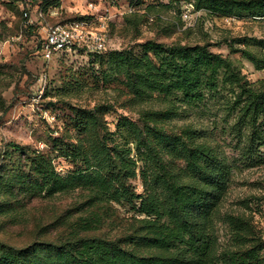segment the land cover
Returning <instances> with one entry per match:
<instances>
[{
  "label": "trees",
  "instance_id": "obj_1",
  "mask_svg": "<svg viewBox=\"0 0 264 264\" xmlns=\"http://www.w3.org/2000/svg\"><path fill=\"white\" fill-rule=\"evenodd\" d=\"M54 1L44 0L43 9ZM185 1L209 15L264 19V0ZM161 5L135 9L125 20L135 27L153 25L163 17L150 12ZM24 26L34 28L25 21ZM228 45L264 70V38ZM140 48L88 52L103 67V84L123 78V105L137 119L122 114L112 128L106 115L115 103L71 106L73 116L58 137H49L46 149L12 143V158L21 151L25 167L0 174V192L17 199L72 191L83 197L44 226L56 230L57 239L20 249L0 243V264H264V230L250 198L229 201L237 158L215 142L212 130L184 120L190 110L219 101L240 160L264 165V79L251 81L235 59L207 44L149 39ZM154 99L159 107L149 105ZM60 157L73 169L60 171ZM137 178L142 192L132 182ZM125 206L134 214L120 234L91 235L115 223L118 207Z\"/></svg>",
  "mask_w": 264,
  "mask_h": 264
},
{
  "label": "rangeland",
  "instance_id": "obj_2",
  "mask_svg": "<svg viewBox=\"0 0 264 264\" xmlns=\"http://www.w3.org/2000/svg\"><path fill=\"white\" fill-rule=\"evenodd\" d=\"M134 9H144L150 3L163 4L150 14L163 19L153 25L135 27L126 22L127 3L124 8L113 9L114 20L110 24L109 48H132L141 51V43L153 39L171 44H207L213 51L235 59L251 81L264 79V70L256 67L240 52H232L228 41L235 39L264 38V19L209 15L191 6L185 0H140ZM53 8L44 7V17L36 7L30 10L34 28L24 26V14L20 0H0V174L6 177L25 167L24 156L15 146L46 149L49 137H58L66 120L73 116L71 106H92L97 102L115 103V110L106 115L112 128L120 115L137 119L136 111L124 106L126 97L123 78L116 76L103 84L99 59L86 51L56 55L46 60L39 42L46 35L48 24L75 16L77 3L70 0L54 1ZM77 4V5H76ZM51 10L58 13L52 15ZM188 11V12H187ZM185 12L190 18H185ZM161 17V18H162ZM243 47V46H237ZM159 107L156 99L149 104ZM184 120H193L199 127L213 131L216 143L223 146L234 162L231 177L230 202L249 197L255 219L264 230V165L250 166L240 160L236 140L231 134V122H227L219 101H210L200 110H190ZM183 120V121H184ZM182 122V121H181ZM10 144V145H9ZM7 150L10 153L7 154ZM264 150V148H263ZM4 153L5 156H4ZM58 168L67 173L73 166L64 158H58ZM139 192L143 186L139 178L132 181ZM79 191L57 194L53 197L33 196L18 199L0 192V243L16 249L39 241L57 239V231L44 226L56 221L81 201ZM21 201H20V200ZM10 202V204H3ZM115 223L108 222L91 235L115 237L121 233L134 214L130 206L118 207ZM77 215V214H75Z\"/></svg>",
  "mask_w": 264,
  "mask_h": 264
},
{
  "label": "built area",
  "instance_id": "obj_3",
  "mask_svg": "<svg viewBox=\"0 0 264 264\" xmlns=\"http://www.w3.org/2000/svg\"><path fill=\"white\" fill-rule=\"evenodd\" d=\"M43 1L22 0L24 15L27 18L26 24L33 23L29 13L32 7H36L39 15L44 17ZM70 1L78 4L73 10L76 12L75 16L48 24L46 35L39 42L41 53L46 60H50L56 55L73 54L81 50L100 52L108 49L110 24L114 20L112 10L124 8L123 3H127V9H124V12L135 10L129 0ZM191 6L193 5L191 4ZM50 8H53V6ZM52 12V15L58 13L56 10H51ZM187 12H185L184 16L185 18H190V14Z\"/></svg>",
  "mask_w": 264,
  "mask_h": 264
}]
</instances>
